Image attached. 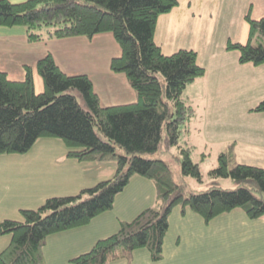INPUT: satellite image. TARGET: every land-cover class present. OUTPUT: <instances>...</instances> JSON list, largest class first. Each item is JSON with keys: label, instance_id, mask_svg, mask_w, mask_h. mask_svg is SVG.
I'll return each instance as SVG.
<instances>
[{"label": "trees", "instance_id": "trees-1", "mask_svg": "<svg viewBox=\"0 0 264 264\" xmlns=\"http://www.w3.org/2000/svg\"><path fill=\"white\" fill-rule=\"evenodd\" d=\"M177 4L178 0H0V26L24 27L28 41L90 39L98 33H111L120 54L111 57L109 67L123 73L136 94L133 102L103 106L91 78L85 73L67 74L50 53L36 62L43 83L39 92L34 89L29 65H24L20 80L0 71V154L25 153L39 138L55 137L63 141L66 157L114 163L110 177L74 195L50 196L36 208H22L18 219L1 220L0 236L10 235V242L0 251V264H44L47 237L86 225L112 209L116 194L133 175L153 182L160 205L119 221L114 233L72 257L71 264L131 260L136 248H145L151 260H160L168 217L177 205L181 214L188 208L205 224L237 208L250 219L264 215V166L236 162L234 143L220 152L211 173L230 177L235 186L212 185L187 195L167 162L146 156L157 152L165 138L175 142L180 128L185 129L195 112L183 101L182 92L205 74L194 49L164 54L154 41L157 17ZM245 19L247 41H228L225 48L237 52L239 63L257 66L264 63V15L251 19L247 14ZM250 111L264 112V98ZM192 150L191 146L180 149L181 174L200 180L199 163L190 158Z\"/></svg>", "mask_w": 264, "mask_h": 264}, {"label": "crops", "instance_id": "crops-1", "mask_svg": "<svg viewBox=\"0 0 264 264\" xmlns=\"http://www.w3.org/2000/svg\"><path fill=\"white\" fill-rule=\"evenodd\" d=\"M9 1L19 3L26 0ZM199 2L204 6L193 9L191 0L182 6L178 0V4L168 13L160 14L155 22L154 41L163 51V44L160 42L165 40L166 33L175 32L187 18L197 20L200 24L204 23L202 19L205 18L210 23L205 39L210 43L211 36H214L215 44L203 53L202 56L208 54L205 64L202 65L200 62L198 64L207 70L206 75H214V80L205 83V87L200 89L211 94L210 100L219 94L229 92L230 87H238L246 94L260 91L261 97L256 102L258 103L264 97V63L257 66L241 64L237 60V52L227 50L225 46L228 41L239 43L247 41L249 25L245 16L248 14L251 19L262 17L264 0H199ZM201 11L205 14L201 15ZM205 27L202 25V28L197 27L196 30L202 29V32H205ZM194 47L195 51L199 49ZM196 52L198 60L199 52ZM47 53L53 56L57 65L67 74L79 73H69L63 69L56 59L57 55L62 61H68L71 65L83 69L81 73L91 78L101 105L129 103L136 99L126 76L121 72H113L109 67L111 57L120 54L111 33H98L90 39L69 37L28 41L24 27L0 26V71H4L10 79H23L24 65H29L32 69L34 89L41 91L43 83L35 66L38 59ZM218 84L226 85V88L221 86L218 88ZM39 142L38 139L25 153L0 154V221L6 218L18 219L20 209L36 208L50 196L74 195L81 189L110 177L113 172L112 161H77L65 156L66 150L64 151L60 143L58 151L53 153L52 146L38 144ZM250 142L247 138L242 145ZM234 146H237L235 142ZM159 205L153 182L144 176L133 175L126 187L116 194L112 209L95 216L86 225L49 235L43 247L44 264H71L69 260L72 257L89 250L96 240L114 233L118 229L119 221L131 220L142 209ZM240 211L242 213L234 218H239L241 222L234 225L235 236L231 237V241L235 244L237 252L241 249L240 252L243 254L245 251L242 248L249 243L255 252L262 249L264 263V215L252 220L242 210ZM199 220L202 226L203 220ZM170 227L169 223L168 230ZM168 236L167 232L163 241V257L158 262L151 261L149 252L142 248L133 251L130 261L119 258L109 264H182L179 258L181 250L177 245L180 242V235L176 234L174 246L168 243ZM9 242L10 235H1L0 251Z\"/></svg>", "mask_w": 264, "mask_h": 264}, {"label": "rangeland", "instance_id": "rangeland-1", "mask_svg": "<svg viewBox=\"0 0 264 264\" xmlns=\"http://www.w3.org/2000/svg\"><path fill=\"white\" fill-rule=\"evenodd\" d=\"M186 1L188 0H180L181 6ZM191 2L193 9L198 6H204L199 0H191ZM200 13L201 15L205 14L204 11ZM202 21L200 24L197 20L187 18L181 27L178 26L176 28L175 32L166 33L165 40L160 42L163 44L162 52L164 54H171L179 48H193L196 46V48H199L198 50L196 49L199 52L197 63L205 64L208 54L206 56L202 55L209 47L215 44V39H213L214 36H211V42L206 41L205 38L208 34L207 29L210 23L205 18ZM202 25L206 26L204 28L205 32H202V29L196 30L197 27L199 29L202 28ZM178 31H181V33L179 34ZM56 59L62 68L66 69L69 73H81L83 71V69L71 65L68 61H62L59 55L56 56ZM206 74L207 70L205 69V74L195 79L192 84H188L182 92L183 101L192 106L195 112L185 129L180 128L181 130L175 142H168V139L165 138L157 152L152 155H146L147 157L158 158L167 162L173 172L174 179L183 186V192L186 195L189 192L205 190L212 185H217L222 188H233L235 186V183L230 177L215 176L211 173V170L217 165L218 155L220 152L226 150L227 145L230 143L235 142L237 145L234 149V152L237 154L236 162L264 166L262 165L264 164V113L250 111V108L261 97V92L246 94L238 87H230L229 92L219 94L216 98L210 100L211 94L207 91L203 92L200 89L201 87H205V83L207 84V82L214 80V75L209 76ZM220 86L226 88V85L218 84V88ZM75 94L79 102L83 105L80 95ZM103 102L105 103V101ZM83 107L85 108L84 105ZM94 129L97 134L102 136V132L97 125L94 126ZM165 133L167 132L165 131ZM247 138L251 142L247 145H242ZM39 141L38 144L44 143L52 146L51 151L53 153L58 151V143L63 145L64 151L66 150L63 141L59 138L42 137L39 138ZM185 146H191L193 148L190 152V158L193 162L199 163L201 172L200 180L181 174L180 149ZM240 210L237 208L230 212L222 213L215 216L207 224L202 222L201 226L199 219L202 221V218L198 214L188 208L185 214H181L178 205L173 207L168 217V222L171 227L167 231L169 235L167 240L168 243H172L174 246L176 234L180 235V242L177 245L178 249L181 250L179 256L181 263L264 264L262 262V249L255 252L249 243L246 247L242 248L245 251L243 254L240 252L241 249L237 252L235 244L231 241V237L234 238L235 236L234 225L241 222L239 218H234L242 213ZM173 213L175 216H173ZM137 249L142 248H136L134 250ZM160 260L151 261L158 262Z\"/></svg>", "mask_w": 264, "mask_h": 264}]
</instances>
